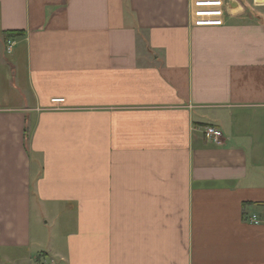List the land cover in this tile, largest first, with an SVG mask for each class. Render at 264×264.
I'll return each mask as SVG.
<instances>
[{
    "label": "crops",
    "instance_id": "1",
    "mask_svg": "<svg viewBox=\"0 0 264 264\" xmlns=\"http://www.w3.org/2000/svg\"><path fill=\"white\" fill-rule=\"evenodd\" d=\"M237 1L195 28L190 0H0V264H264V0Z\"/></svg>",
    "mask_w": 264,
    "mask_h": 264
},
{
    "label": "built area",
    "instance_id": "2",
    "mask_svg": "<svg viewBox=\"0 0 264 264\" xmlns=\"http://www.w3.org/2000/svg\"><path fill=\"white\" fill-rule=\"evenodd\" d=\"M241 5L237 0H190V23L195 28L221 27L226 16L241 13ZM53 103H60L62 99H54ZM203 136L209 142L218 145L221 132L209 126L203 130Z\"/></svg>",
    "mask_w": 264,
    "mask_h": 264
},
{
    "label": "trees",
    "instance_id": "3",
    "mask_svg": "<svg viewBox=\"0 0 264 264\" xmlns=\"http://www.w3.org/2000/svg\"><path fill=\"white\" fill-rule=\"evenodd\" d=\"M21 35H23L22 32H11V33H7L5 35V38H8V37H16V36H21Z\"/></svg>",
    "mask_w": 264,
    "mask_h": 264
},
{
    "label": "rangeland",
    "instance_id": "4",
    "mask_svg": "<svg viewBox=\"0 0 264 264\" xmlns=\"http://www.w3.org/2000/svg\"><path fill=\"white\" fill-rule=\"evenodd\" d=\"M244 5H245V7L249 10L250 9V6H249V4L247 3V1L246 0H244ZM64 227V226H63ZM62 230L65 232V230H64V228H62ZM33 231V233L34 232H36L34 229L32 230ZM38 232V231H37ZM56 258L53 260V261H55L56 262Z\"/></svg>",
    "mask_w": 264,
    "mask_h": 264
}]
</instances>
